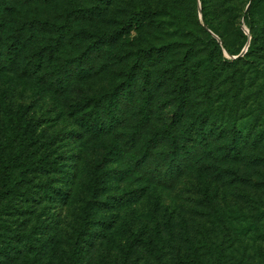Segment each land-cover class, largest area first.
<instances>
[{"label":"rangeland","instance_id":"obj_1","mask_svg":"<svg viewBox=\"0 0 264 264\" xmlns=\"http://www.w3.org/2000/svg\"><path fill=\"white\" fill-rule=\"evenodd\" d=\"M246 1L0 0V55L9 57L7 68L0 71V128L5 129L4 121L18 124L26 144L35 138L39 142V148L27 146L29 153H36L32 157L39 171L27 177L31 186L49 183L65 193L64 200L56 198L58 202L16 200L21 212L9 211L1 203L0 246L10 241L6 235H12L5 225L28 233L37 229L38 221L45 222L46 250L37 259L31 253L23 255L19 262L66 264L70 236L83 210L88 207L91 212L88 186L104 187L110 180V190L99 191L117 203L105 209L95 206L92 212L113 220L112 226L83 251L80 264H209V258L219 264H264V74L258 76L248 65L235 67L217 57L218 80L210 88L206 55L211 44L202 30L206 17L225 40L238 45ZM175 14L190 30L187 36L177 30ZM131 17L134 25L117 41L98 39L100 32L119 27ZM249 25L264 45V1ZM18 28H22L19 51L8 54L6 46ZM191 37L195 50L186 54ZM168 44L172 45L169 51ZM149 46H160L166 53L161 56L157 49L145 54L141 48ZM235 57L225 54L226 59ZM57 75L81 80L64 89ZM113 89L119 126L103 136H89L81 130L74 107ZM210 89L219 97L238 91V124L260 107L248 132L250 140L255 135L261 139L259 148L249 143L244 157L222 164L226 169L207 163L209 169L198 162L172 186H159L155 162L138 168L133 159L148 149L152 151L148 157H160L169 139L158 136V143L146 142L159 127L174 125L181 143L188 121L205 120L204 95ZM183 90L186 105L179 109L177 97ZM102 116L107 117L106 110ZM142 121L148 123L146 128L138 127ZM18 143L15 140L13 145ZM0 145L6 149L4 141ZM77 155L78 161L72 160ZM55 160L59 166L53 164ZM71 161L72 166H63Z\"/></svg>","mask_w":264,"mask_h":264},{"label":"trees","instance_id":"obj_2","mask_svg":"<svg viewBox=\"0 0 264 264\" xmlns=\"http://www.w3.org/2000/svg\"><path fill=\"white\" fill-rule=\"evenodd\" d=\"M262 1L264 0L246 1L243 21L249 33H246L244 29H238L240 35V43L238 45H232V43L225 40L219 27L206 19V17L202 19L204 24L202 30L205 32L211 44V49L206 55L207 71L209 73L207 82L210 88L213 82L218 80L216 67L217 57L220 58L223 63L232 64L235 67L241 64L248 65L253 73L258 74V76L264 74V45L258 41L257 35L252 31V27L249 25L250 17ZM200 2H204V0H200ZM143 13H146V11L141 12V14ZM149 13L151 14L150 11ZM34 22L44 24V22L38 20ZM134 22L135 20L131 17L119 27H115L110 31L104 30L100 32L98 39L102 42L110 41L113 43L125 34L128 28L134 25ZM173 22L176 24L179 33L182 36H187V32L190 30L185 27L183 22L180 21V17L176 16V14ZM31 23H33V21ZM17 30L18 32L12 35V42L10 43L9 41V45L6 46L8 54H12V51L15 53L19 51L17 42H19L22 28H18ZM9 35L10 34H8V36ZM186 42L191 46L188 47L189 49L185 50V53H192V50H195L193 37L189 38ZM248 43L249 45L246 52L240 55ZM171 46L170 44L165 45L166 48L168 47L166 50L169 51ZM161 48L160 46H149L148 48L141 49L145 54L150 55H152L154 50L158 49V54L163 56L166 52L162 51ZM226 53L236 57L226 59ZM8 60L9 57L3 59L0 55V71L7 68L6 65L9 62ZM140 64L141 63L138 64L139 68L144 70V67L140 66ZM230 77L235 76L232 75ZM56 79L57 83L62 85L64 89H66L65 86L69 87L72 83V87L76 86L77 80H81L80 77L73 79L70 75H67L65 78H60V75H57ZM186 83L183 85L185 90L189 87ZM236 92L238 91L236 90L233 93H230V91L225 92L224 96L219 97V93H215L211 89L209 92L207 91L204 95L206 109L204 113H202L203 119L205 120H199V117H195L188 121L183 129L181 143L173 132L172 127L174 125H172V127H159L155 136L146 142L155 141V143H158L162 138H167L169 139L168 146L162 150L163 152H161V154H158L160 157H157L155 160L148 157L152 154V151L150 152L149 149L141 151L140 155L133 159L135 166L142 168V166L148 164L147 162H149V165L155 162L154 164L156 166H154V171L158 174V185L162 186L168 183L169 186H172L176 180L198 162H202V165L209 169L210 167L208 165L213 167L217 165V169H226L222 164L234 162L244 157V149L248 147L249 143V147L259 148L262 142L261 139L255 135L254 139L250 140L249 138L251 135L248 132L255 126V121L258 119L261 109L258 107L254 115L249 117L250 119L238 124L236 109L239 99L236 96ZM115 94L116 90L113 89L111 92H102L95 96H89L74 107L75 114L81 125V130L85 131L89 136H103L107 133L108 129L117 128L119 126V121H117L113 112L117 100L115 99ZM186 97V92H184V90L180 91L177 97L179 98V109H182V106L186 105ZM91 105L93 106L92 108ZM105 110L107 112V117L104 119L102 114ZM147 125L148 123L142 121L138 127L146 128ZM4 127V130L0 128V131H3L0 132V134L4 136L3 139H1L0 136V141H4L6 147L4 150V146L0 145V204L3 203V207L9 206V211L11 210L13 212L14 210L21 212L20 210L22 209L16 206L18 203L16 200H22L28 203L36 202L37 198L42 199V201L50 200L54 202H58L56 198L64 200L65 193L53 184L42 182L31 186L30 179L27 178L33 171L39 172L36 169L37 163H35L32 157V155L36 153H29V148L27 147L34 144L37 146L39 142L35 140L36 138L29 139L26 144V136L24 133H20L21 131L18 129V124L11 125L8 121H4ZM158 136L162 137L160 138ZM32 138H34L33 135ZM225 138H227V140H225ZM15 140H19L17 146L13 145ZM149 145L150 144H148L147 147ZM37 147L39 148V146ZM205 158L212 159L213 161L217 160L218 164H214L209 160L203 161ZM78 159V155L72 157L74 161H78ZM255 159L260 160L257 157ZM74 161L65 163L63 166L70 167ZM207 163L208 165H206ZM53 164L59 166L56 160L53 161ZM42 169L47 170L45 167H42ZM109 186L110 180L106 182L104 187L98 185L94 187H91V185L88 186L91 198L88 199L87 203L91 208V212L88 211V207L83 210L81 222L74 228L70 236L71 241L69 243V249L67 250L66 264H80L79 261L83 251H86L88 247L96 243L99 237L103 236L101 231L104 228H110V226H112L113 220H107L106 217H99L92 212V208L95 206L100 209H105L106 206L113 207L115 203H117L105 198L102 193L103 191H99L104 188L110 190ZM123 195H126V193H123ZM4 200L8 202H4ZM1 211L0 209V220L3 221V217L1 216L4 212ZM262 214L264 215V213ZM37 223L34 225L37 229H31L28 233L20 232L17 227L5 225L8 231L12 232V235H6L10 238V241H4L5 245L2 244L0 246V264H21L19 260L23 255L27 257L31 253L32 256H35L37 259L38 254H42L46 250L47 243L44 241V236L48 235V233L45 231L46 226L43 224L45 222L38 221ZM247 230H249V228H247ZM46 239H49V237ZM196 261L205 263V260L201 258H197ZM207 262H209V264H219L218 260H215V258L213 260L209 258Z\"/></svg>","mask_w":264,"mask_h":264},{"label":"water","instance_id":"obj_3","mask_svg":"<svg viewBox=\"0 0 264 264\" xmlns=\"http://www.w3.org/2000/svg\"><path fill=\"white\" fill-rule=\"evenodd\" d=\"M243 29L245 30L246 33H249V30L245 26H243ZM248 45H249V43L246 45V47L244 48L243 52L240 55H243L246 52Z\"/></svg>","mask_w":264,"mask_h":264}]
</instances>
